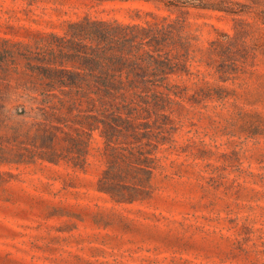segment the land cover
<instances>
[{
    "label": "rangeland",
    "instance_id": "1",
    "mask_svg": "<svg viewBox=\"0 0 264 264\" xmlns=\"http://www.w3.org/2000/svg\"><path fill=\"white\" fill-rule=\"evenodd\" d=\"M97 1L0 0V46L15 51L0 59V264H264V56L223 76L208 45L235 21L191 9L170 133L108 146L87 102L44 101L15 43L87 12L144 20L135 7L156 9Z\"/></svg>",
    "mask_w": 264,
    "mask_h": 264
},
{
    "label": "trees",
    "instance_id": "2",
    "mask_svg": "<svg viewBox=\"0 0 264 264\" xmlns=\"http://www.w3.org/2000/svg\"><path fill=\"white\" fill-rule=\"evenodd\" d=\"M106 1H142L156 9L135 7L137 12L151 16L144 20L94 16L87 12L83 17L67 20L63 33L49 30L32 44H24L22 40L15 43L20 48L16 52L27 59L26 67L40 81V93L47 97L44 101L58 96L59 91L63 95L60 101L69 96L73 104L87 102L98 112L87 117H91L93 128L101 124L100 132L108 146H113L120 137L139 140L170 133L174 105L181 104L176 97L183 96L171 79L175 73H189L186 62L194 45L195 37L186 31L184 16L191 9L224 12L235 21V33L216 27L218 35L208 45L209 62L223 76L236 72L237 59L264 56V0H98L97 3ZM14 56V50L0 46V59ZM201 94L197 91L194 97ZM105 110L109 114L100 116Z\"/></svg>",
    "mask_w": 264,
    "mask_h": 264
}]
</instances>
